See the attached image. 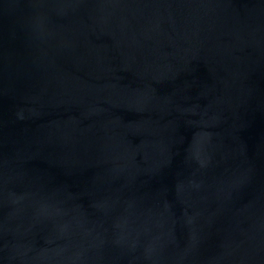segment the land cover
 I'll use <instances>...</instances> for the list:
<instances>
[{
	"label": "water",
	"instance_id": "water-1",
	"mask_svg": "<svg viewBox=\"0 0 264 264\" xmlns=\"http://www.w3.org/2000/svg\"><path fill=\"white\" fill-rule=\"evenodd\" d=\"M0 264H264V0H0Z\"/></svg>",
	"mask_w": 264,
	"mask_h": 264
}]
</instances>
